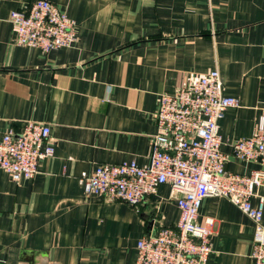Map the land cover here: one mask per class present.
Listing matches in <instances>:
<instances>
[{
	"label": "crops",
	"instance_id": "obj_1",
	"mask_svg": "<svg viewBox=\"0 0 264 264\" xmlns=\"http://www.w3.org/2000/svg\"><path fill=\"white\" fill-rule=\"evenodd\" d=\"M34 0H0V137L28 121L50 125L54 154L30 179L0 168V264H134L137 241L173 226L176 192L159 184L136 205L84 194L78 178L99 164H147L161 92L210 70L237 97L219 121L228 171L258 162L230 143L264 129V0H50L76 22L71 47L15 43L8 16ZM264 199V184L253 205ZM208 264H252L254 224L225 197L208 196ZM262 222L264 224V209Z\"/></svg>",
	"mask_w": 264,
	"mask_h": 264
},
{
	"label": "built area",
	"instance_id": "obj_2",
	"mask_svg": "<svg viewBox=\"0 0 264 264\" xmlns=\"http://www.w3.org/2000/svg\"><path fill=\"white\" fill-rule=\"evenodd\" d=\"M15 43L46 53L71 47L76 41V22L50 0H34L25 9L8 16ZM239 106L237 97L223 94L219 72L210 70L189 80L175 92H161L153 114L156 132L151 138L147 164L135 159L99 164L90 173L82 171L79 182L84 194L104 196L136 205L159 184H169L179 210L173 226L151 229L136 244L134 264H208L212 252L214 220L199 221V208L208 196L225 197L254 224L250 258L264 264V199L251 202L255 189L264 184V170L248 174L226 170L227 155L221 150L219 121L228 108ZM232 155L264 165V129L230 143ZM54 154L50 125L28 121L20 131L0 137V168L12 180L30 179L39 162Z\"/></svg>",
	"mask_w": 264,
	"mask_h": 264
}]
</instances>
